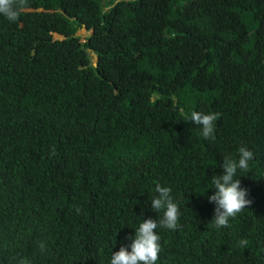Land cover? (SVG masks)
I'll use <instances>...</instances> for the list:
<instances>
[{"label":"trees","instance_id":"trees-1","mask_svg":"<svg viewBox=\"0 0 264 264\" xmlns=\"http://www.w3.org/2000/svg\"><path fill=\"white\" fill-rule=\"evenodd\" d=\"M0 264H264V0H0Z\"/></svg>","mask_w":264,"mask_h":264},{"label":"clouds","instance_id":"clouds-1","mask_svg":"<svg viewBox=\"0 0 264 264\" xmlns=\"http://www.w3.org/2000/svg\"><path fill=\"white\" fill-rule=\"evenodd\" d=\"M80 31H84V33H85L84 35H87V34L92 33V30L87 31L86 28H85V26H83V28H82ZM80 31H79V32H80ZM79 32H78V33H79ZM78 33H77V34H78ZM54 34L57 35L58 37H60L59 39H54V37H53L54 40H62V39L64 38L63 36H60V35H58V34H56V33H52V36H53ZM82 36H83V35H82Z\"/></svg>","mask_w":264,"mask_h":264},{"label":"rangeland","instance_id":"rangeland-1","mask_svg":"<svg viewBox=\"0 0 264 264\" xmlns=\"http://www.w3.org/2000/svg\"><path fill=\"white\" fill-rule=\"evenodd\" d=\"M85 33H84V31H80L79 33H78V35H80V36H82V35H84ZM53 37H54V39H59L60 37H58L57 35H53ZM95 59H93V61H94Z\"/></svg>","mask_w":264,"mask_h":264}]
</instances>
